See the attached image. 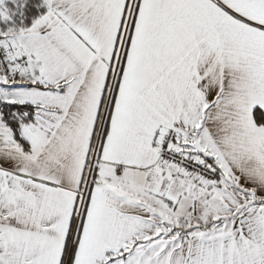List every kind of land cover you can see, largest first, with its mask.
<instances>
[{
	"label": "snow or ice",
	"instance_id": "1",
	"mask_svg": "<svg viewBox=\"0 0 264 264\" xmlns=\"http://www.w3.org/2000/svg\"><path fill=\"white\" fill-rule=\"evenodd\" d=\"M0 264H264V0H0Z\"/></svg>",
	"mask_w": 264,
	"mask_h": 264
}]
</instances>
